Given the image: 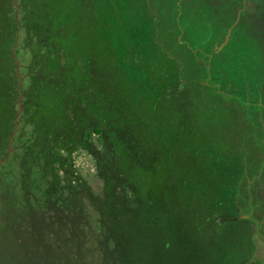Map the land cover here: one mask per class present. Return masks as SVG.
<instances>
[{
	"label": "rangeland",
	"instance_id": "rangeland-1",
	"mask_svg": "<svg viewBox=\"0 0 264 264\" xmlns=\"http://www.w3.org/2000/svg\"><path fill=\"white\" fill-rule=\"evenodd\" d=\"M0 264H264V0H0Z\"/></svg>",
	"mask_w": 264,
	"mask_h": 264
},
{
	"label": "trees",
	"instance_id": "trees-1",
	"mask_svg": "<svg viewBox=\"0 0 264 264\" xmlns=\"http://www.w3.org/2000/svg\"><path fill=\"white\" fill-rule=\"evenodd\" d=\"M124 24H125V23H124ZM133 29H134V31H136L137 33H139V34L142 35L141 29H140L138 26L133 27ZM142 45H143V40H141V43H138V44L136 43V45H135L136 47H138V50H139V48H140L139 52H135V51H133V50H132V52H135V53L137 54V56L139 57V59L143 61L142 53L144 52V51H143V47H144V46H142ZM128 48L133 49L132 46H128ZM142 51H143V52H142ZM131 56H132V55H131ZM93 131H94V133H97V134L100 133V130L97 129V128L93 129Z\"/></svg>",
	"mask_w": 264,
	"mask_h": 264
}]
</instances>
